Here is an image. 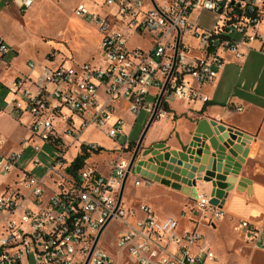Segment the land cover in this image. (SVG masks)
Returning <instances> with one entry per match:
<instances>
[{
  "label": "built area",
  "instance_id": "2783aa9c",
  "mask_svg": "<svg viewBox=\"0 0 264 264\" xmlns=\"http://www.w3.org/2000/svg\"><path fill=\"white\" fill-rule=\"evenodd\" d=\"M15 2L25 10L34 0ZM102 6L104 14L84 2L74 8L101 34L97 60L66 59L55 65L28 60L27 71L18 72L9 86L12 114L29 115L30 123L19 149L6 151L0 140L1 175L7 179L16 169L15 178L20 179L0 188V264L217 260L213 251L205 250L198 224L181 232L176 219L159 220L149 205L127 206L123 198L120 204L118 200L134 151L130 147L139 139L133 141L131 132L140 113L152 116L165 85L157 119L168 112L164 106H169V96L187 103L209 101L203 88L215 82L226 56L245 61L244 48L251 49L261 37L264 0H103ZM198 10L218 15L209 29L194 17ZM124 29L146 36L149 45L130 47ZM11 51L0 36V63ZM120 111L134 119L128 122ZM90 130L102 132L116 147L83 139ZM46 145L55 154L42 176L19 166L26 150L41 153ZM107 150L119 153L103 173L90 160ZM31 163L42 167L37 156ZM141 182L151 181L136 179L135 184ZM195 201L209 224L225 214L206 192L197 191ZM113 221L118 224L111 244L115 253H109L101 247V237L96 239ZM243 226L249 229L252 246L264 251L263 230L251 228L247 221Z\"/></svg>",
  "mask_w": 264,
  "mask_h": 264
},
{
  "label": "crops",
  "instance_id": "0c3cea01",
  "mask_svg": "<svg viewBox=\"0 0 264 264\" xmlns=\"http://www.w3.org/2000/svg\"><path fill=\"white\" fill-rule=\"evenodd\" d=\"M102 1H96L93 6L95 9H92L86 1L80 3L84 2L92 11L104 14L106 8L102 6ZM43 2L44 0H34L30 7L21 10L15 0H0V36L12 48V51L5 56V60L0 63V114L8 113L18 125H22L26 129L24 136L28 131L30 116L15 117L8 105L9 86L18 73L14 74L10 83L4 82L3 79L5 73L9 72L8 68H12L19 57V54L14 53L19 52V50L14 47L10 32L6 31L5 27L11 19L15 18L17 13L26 15L30 9L42 5ZM259 34L261 37L252 43L251 49L244 48L248 52L245 61L239 62L231 54L226 56V64L215 82L203 88V91L210 98L209 101L197 100L187 103L173 98L174 105L171 104V101L169 104L171 111L154 121L145 138L146 146L155 142H164L170 148L181 149L182 144L179 140L181 139L183 144L189 142L197 121L203 118L215 119L218 123L239 129L253 136L248 158L243 164L233 190L229 192L225 203L222 205L225 211L222 218L237 222L240 229L244 228L248 241H250L249 229L243 226V222L247 221L251 228L264 232V63L252 59L248 63L245 62L250 59L253 52L264 55V14L259 24ZM99 53L92 60H97ZM62 61L61 58L56 57L52 62L45 58L44 62L55 65ZM6 62L10 63L9 67ZM239 66L243 71L246 69V74L243 75L242 72L236 77ZM2 91L5 93L3 101H1ZM9 150L14 149L10 148ZM136 179L143 178L134 174V185L138 186L140 193L139 196L130 199L131 202L126 204L127 206L139 203L147 204L159 220L176 219L181 232L190 230L197 224L198 226L209 224L207 221L206 223L202 222L203 219L206 220L203 212L196 209V201L186 194L155 181L148 184L141 182L136 185ZM211 187L210 183L199 182L197 190L198 192H206L211 200ZM126 191L127 185L123 195L124 202H126ZM218 205L220 206V203ZM169 206L175 209L166 211ZM159 208L161 212L158 210ZM184 220L189 222L190 227L181 229L180 222ZM214 221L210 225H213ZM262 239L264 240V233Z\"/></svg>",
  "mask_w": 264,
  "mask_h": 264
},
{
  "label": "rangeland",
  "instance_id": "374dc122",
  "mask_svg": "<svg viewBox=\"0 0 264 264\" xmlns=\"http://www.w3.org/2000/svg\"><path fill=\"white\" fill-rule=\"evenodd\" d=\"M81 1H86L92 9H95L93 6L96 1L100 2V0H44L42 5L30 9L26 15L17 13L15 18L9 21L5 30L10 32L13 45L19 50V52L14 53L19 54V57L13 67L8 68L9 72L3 76L4 82L10 83L15 73L27 71L25 63L27 60L44 62L45 58L51 60L58 57L61 60L68 59L79 63L94 61L92 60L93 57L95 58L100 51L101 34L93 24L74 13L75 6ZM194 17L203 28L209 29L214 25L218 15L213 11L198 10L194 13ZM124 32L129 37L130 47H147L149 45L146 36H138L132 29H124ZM9 57L11 58V56ZM251 59L264 63L263 54L253 52L250 59L245 63ZM242 72L243 75L246 74V69L243 71L239 66L236 77ZM4 94L2 91L1 101H3ZM169 100L174 105L173 96H169ZM120 113L128 122L134 119L129 113L122 111ZM148 119L149 113L145 111L140 113L131 132L133 141L140 137ZM25 132L26 129L22 125H18L8 113L0 114V140L4 145V150L19 149L20 140ZM82 137L87 141L98 142L106 148L113 149L116 147L110 138L98 130H90L84 133ZM118 142L123 143L121 140ZM134 148V146L130 147L131 150ZM43 149L41 153L33 149L26 150L19 166L31 174L42 176L51 166L52 155L55 154V150L47 145ZM118 153V150H107L103 154L94 155L90 163L94 164L101 172L107 173L110 160L118 157ZM70 155L71 157L74 155V150H71ZM36 156L42 162V167H36L31 163L32 158ZM17 171L15 169L7 179L1 175L0 171V188L6 186L7 183L15 185V180H20L15 178ZM24 176L25 172L22 171L20 177ZM126 185L125 205L129 204L130 199L139 196L140 193L138 186L134 185V173L129 176ZM166 209V211H173L175 208L169 206ZM158 210L161 212L160 208ZM202 222L206 223V220L203 219ZM180 224L181 229L190 227L187 220L180 222ZM116 227L118 224L113 221L101 236L100 245L109 253H115L111 244L116 236ZM199 229L204 235L205 250L213 251L218 257L217 260L206 261L204 264H264V251L252 246L251 242L246 239L245 229H240L237 222L222 218L215 220L213 225L201 224Z\"/></svg>",
  "mask_w": 264,
  "mask_h": 264
},
{
  "label": "water",
  "instance_id": "95a60500",
  "mask_svg": "<svg viewBox=\"0 0 264 264\" xmlns=\"http://www.w3.org/2000/svg\"><path fill=\"white\" fill-rule=\"evenodd\" d=\"M165 89L166 85L135 145L118 203L122 201L129 176L134 173L144 180L155 181L182 192L194 200L198 183H210L211 204L220 203L222 206L248 158L253 136L218 123L215 119L203 118L197 121L189 142L183 144L179 140L181 149L170 148L164 142L146 146L145 138L157 120ZM103 230L99 232L96 243Z\"/></svg>",
  "mask_w": 264,
  "mask_h": 264
},
{
  "label": "trees",
  "instance_id": "16d2710c",
  "mask_svg": "<svg viewBox=\"0 0 264 264\" xmlns=\"http://www.w3.org/2000/svg\"><path fill=\"white\" fill-rule=\"evenodd\" d=\"M164 109H165L166 111H171V110H170V107H169L168 105H165V106H164Z\"/></svg>",
  "mask_w": 264,
  "mask_h": 264
}]
</instances>
